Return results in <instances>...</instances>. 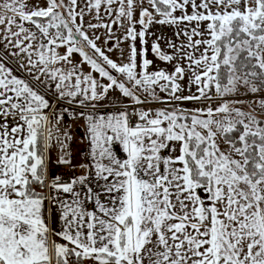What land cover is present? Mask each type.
Here are the masks:
<instances>
[{"label": "snow or ice", "instance_id": "1", "mask_svg": "<svg viewBox=\"0 0 264 264\" xmlns=\"http://www.w3.org/2000/svg\"><path fill=\"white\" fill-rule=\"evenodd\" d=\"M0 264H264V0H0Z\"/></svg>", "mask_w": 264, "mask_h": 264}, {"label": "crops", "instance_id": "2", "mask_svg": "<svg viewBox=\"0 0 264 264\" xmlns=\"http://www.w3.org/2000/svg\"><path fill=\"white\" fill-rule=\"evenodd\" d=\"M166 31H168L169 35H171L170 30H166ZM124 47H126V45H124ZM113 55H114V53H113ZM150 58H154V57H150ZM77 59H79V58L77 57ZM156 63L158 64V61ZM162 66H164V65H162ZM151 106L155 107L156 105H151ZM189 106H191V105H189ZM66 122H67L69 129L71 130V132L73 134L72 152H73V155L75 157L73 163L79 164L83 161V157L80 155V152L82 149L85 148V145H86V141L84 143H81V139L85 135V130H84V126H83L84 122H83V120L72 121L70 117H66ZM55 160H56V153H55V151H53L51 153V160L49 162V169H50L49 178H52L55 175H59L61 177H64V175H66V173H71L67 167L62 166V165H57L55 163ZM56 166L59 167V169L56 168ZM66 178H67V176H66Z\"/></svg>", "mask_w": 264, "mask_h": 264}, {"label": "rangeland", "instance_id": "3", "mask_svg": "<svg viewBox=\"0 0 264 264\" xmlns=\"http://www.w3.org/2000/svg\"><path fill=\"white\" fill-rule=\"evenodd\" d=\"M103 38V37H102ZM112 56H113V58H115V56H116V54L114 53V55L112 54ZM158 64H160V62L158 61ZM163 64H160V66H162ZM163 67V66H162ZM54 162V161H53ZM53 164V163H52ZM56 168H58L59 169V167H57L56 166ZM64 178H66L65 176H64Z\"/></svg>", "mask_w": 264, "mask_h": 264}, {"label": "built area", "instance_id": "4", "mask_svg": "<svg viewBox=\"0 0 264 264\" xmlns=\"http://www.w3.org/2000/svg\"><path fill=\"white\" fill-rule=\"evenodd\" d=\"M71 174H72V173H66V175H64V176H65V177H66V176L68 177V176L71 175Z\"/></svg>", "mask_w": 264, "mask_h": 264}]
</instances>
